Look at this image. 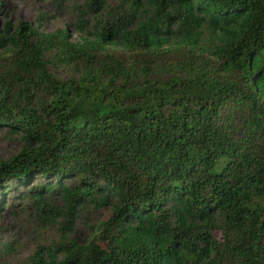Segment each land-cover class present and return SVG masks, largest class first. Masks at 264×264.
Returning <instances> with one entry per match:
<instances>
[{"label":"trees","instance_id":"16d2710c","mask_svg":"<svg viewBox=\"0 0 264 264\" xmlns=\"http://www.w3.org/2000/svg\"><path fill=\"white\" fill-rule=\"evenodd\" d=\"M83 5L76 39L0 19V129L21 143L0 195L70 231L87 204L111 208L33 264H264V0ZM165 67L181 75L150 78Z\"/></svg>","mask_w":264,"mask_h":264},{"label":"rangeland","instance_id":"374dc122","mask_svg":"<svg viewBox=\"0 0 264 264\" xmlns=\"http://www.w3.org/2000/svg\"><path fill=\"white\" fill-rule=\"evenodd\" d=\"M131 2L132 0H104L106 9L100 17H106L113 6L121 3L130 8ZM83 4L84 0H0V19H8L14 23L25 20L35 26L39 25L44 31L67 28L76 39L80 34L77 28L78 13L85 10ZM85 14L86 21L92 24L96 16L88 12ZM144 15L143 12L140 13L141 17ZM88 30H91L90 27ZM49 70L60 81L76 79L78 76L74 68L60 61H51ZM178 75L181 73L173 67H165L157 68L150 78L165 80ZM42 96L48 97L49 94ZM241 123L238 117L230 121V129L236 139H241L244 135ZM20 147L17 136H10L5 128L0 129V160L9 158ZM53 199L55 203H59L56 197ZM0 202H3L0 207V264H33V254L39 247L48 248L56 242L71 238L81 243L97 231L100 222L111 214L109 206L96 209L87 204L82 210H78L79 217L70 231L62 218L51 220L38 215L29 199L15 198L10 193L4 197L0 195Z\"/></svg>","mask_w":264,"mask_h":264}]
</instances>
